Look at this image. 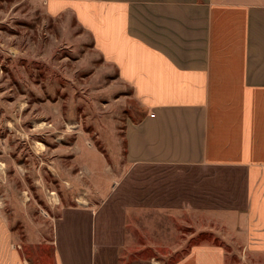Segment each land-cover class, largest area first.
<instances>
[{
	"label": "crops",
	"instance_id": "obj_1",
	"mask_svg": "<svg viewBox=\"0 0 264 264\" xmlns=\"http://www.w3.org/2000/svg\"><path fill=\"white\" fill-rule=\"evenodd\" d=\"M44 1L52 15L74 14L139 102L141 114L124 128L126 162L175 175L160 180L157 202L145 194L117 207L118 214L107 213V204L64 206L51 235L55 264H161L124 255L134 243L141 248L134 252H164L160 235L145 226L141 236L129 230L133 212L151 208L222 223L221 241L176 249L182 255L172 264H233L236 254L245 258L236 264H260L264 0ZM122 186L115 184L112 199ZM130 238L138 240L129 246ZM14 245L1 218L0 264H30Z\"/></svg>",
	"mask_w": 264,
	"mask_h": 264
},
{
	"label": "rangeland",
	"instance_id": "obj_2",
	"mask_svg": "<svg viewBox=\"0 0 264 264\" xmlns=\"http://www.w3.org/2000/svg\"><path fill=\"white\" fill-rule=\"evenodd\" d=\"M141 112L131 87L74 14L52 15L44 0H0V219L30 264H55L51 235L64 206L107 204V213L118 214L117 207L145 194L157 202L160 180L173 182L175 175L125 160V124ZM117 182L127 188L112 199ZM133 213L129 230L141 236L145 226L166 246L134 252L141 248L130 238L135 248L126 258L146 254L172 264L182 255L176 249L222 240V223L206 215L159 208Z\"/></svg>",
	"mask_w": 264,
	"mask_h": 264
},
{
	"label": "bare ground",
	"instance_id": "obj_3",
	"mask_svg": "<svg viewBox=\"0 0 264 264\" xmlns=\"http://www.w3.org/2000/svg\"><path fill=\"white\" fill-rule=\"evenodd\" d=\"M81 199H82V198L80 197V198L78 199V201H79V202H82Z\"/></svg>",
	"mask_w": 264,
	"mask_h": 264
}]
</instances>
